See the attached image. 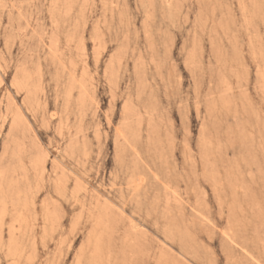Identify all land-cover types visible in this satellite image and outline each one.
I'll return each mask as SVG.
<instances>
[{
  "label": "rangeland",
  "instance_id": "1",
  "mask_svg": "<svg viewBox=\"0 0 264 264\" xmlns=\"http://www.w3.org/2000/svg\"><path fill=\"white\" fill-rule=\"evenodd\" d=\"M0 264H264V0H0Z\"/></svg>",
  "mask_w": 264,
  "mask_h": 264
}]
</instances>
